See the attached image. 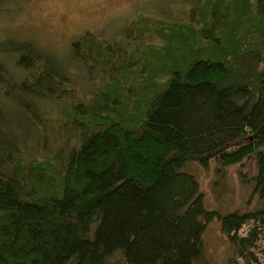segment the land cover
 <instances>
[{
	"label": "trees",
	"instance_id": "1",
	"mask_svg": "<svg viewBox=\"0 0 264 264\" xmlns=\"http://www.w3.org/2000/svg\"><path fill=\"white\" fill-rule=\"evenodd\" d=\"M162 2L0 60V264H211L214 221L225 264H259L264 0ZM233 167L262 208L205 206L191 169Z\"/></svg>",
	"mask_w": 264,
	"mask_h": 264
},
{
	"label": "rangeland",
	"instance_id": "2",
	"mask_svg": "<svg viewBox=\"0 0 264 264\" xmlns=\"http://www.w3.org/2000/svg\"><path fill=\"white\" fill-rule=\"evenodd\" d=\"M158 0H9L0 5V60H7L10 69L13 60L19 55V44L30 41L41 50L58 53L68 52L70 44L78 36L88 32H96L102 28L120 30L129 17L145 8L152 10ZM174 0H171V4ZM176 1V0H175ZM179 0L175 7L169 2H162L157 6L167 5L170 9L185 6ZM156 3V4H155ZM155 4V5H154ZM171 16V15H169ZM109 31V32H110ZM191 171L196 174L204 191L205 206L221 214L226 211L239 210L246 212L262 208L258 196L252 197L248 189L239 183L236 168L229 170V175L219 184L220 189L209 188L214 174L210 171L198 169ZM218 182V181H217ZM224 196L219 198V195ZM204 232V248L206 257L211 264H225L230 246L226 237L220 232L217 221L210 223ZM259 264H264V231L260 235Z\"/></svg>",
	"mask_w": 264,
	"mask_h": 264
}]
</instances>
